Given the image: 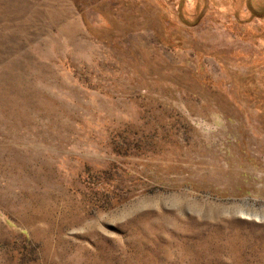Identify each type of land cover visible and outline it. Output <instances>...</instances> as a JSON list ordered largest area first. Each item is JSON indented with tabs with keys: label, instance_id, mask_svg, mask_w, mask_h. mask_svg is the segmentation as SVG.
<instances>
[{
	"label": "rangeland",
	"instance_id": "obj_1",
	"mask_svg": "<svg viewBox=\"0 0 264 264\" xmlns=\"http://www.w3.org/2000/svg\"><path fill=\"white\" fill-rule=\"evenodd\" d=\"M0 264H264V0H0Z\"/></svg>",
	"mask_w": 264,
	"mask_h": 264
}]
</instances>
